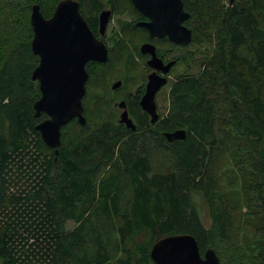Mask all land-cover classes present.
Wrapping results in <instances>:
<instances>
[{"label":"trees","instance_id":"1","mask_svg":"<svg viewBox=\"0 0 264 264\" xmlns=\"http://www.w3.org/2000/svg\"><path fill=\"white\" fill-rule=\"evenodd\" d=\"M58 1L0 0V264H153L157 235H189L200 256L211 249L221 264L235 221L216 178L224 132L245 157V207L258 224V257L244 264H264V0H182L190 44L210 51L195 73L172 81L166 112L153 123L138 105L142 90L119 97L133 130L118 123L114 104L102 103L114 92L104 84L119 79L124 86L127 66L141 58L133 39L143 31L135 22L119 25L126 43L106 63L85 65L84 124L68 121L52 149L34 130L45 116L35 118L32 109L39 91L30 80L37 57L28 20L31 5L49 18ZM75 1L93 32L102 11L143 18L130 0ZM18 7L25 32L13 37L3 16ZM100 83L103 94L91 91ZM177 130L183 139L166 141L163 134ZM158 153L169 157L170 169L154 168Z\"/></svg>","mask_w":264,"mask_h":264},{"label":"water","instance_id":"2","mask_svg":"<svg viewBox=\"0 0 264 264\" xmlns=\"http://www.w3.org/2000/svg\"><path fill=\"white\" fill-rule=\"evenodd\" d=\"M133 8L146 21L136 23L143 28L149 38L163 37L174 45L187 46L191 42V33L183 25L188 14L183 10L182 0H130ZM109 12L98 15V31L103 32ZM29 26L32 37L30 51L37 57V65L30 73V80L36 81L39 97L32 104L34 117L45 116L34 130L39 134L42 143L52 149L59 146L60 128L68 121L75 119L79 125L84 124L81 99L85 93L87 74L84 66L87 62L105 63L107 49L95 39L79 14L75 0H59L49 18H43L36 4L31 5ZM141 54L150 56L148 66L167 73L173 62L162 66L161 60L155 57L154 47L141 45ZM166 83V78L151 73L147 76L144 93L138 101L142 111L153 123L156 113L154 94ZM119 82L111 85V89ZM123 108V104H119ZM126 128L134 126L123 110L118 118ZM166 141L181 140V130L163 134ZM55 152V151H54ZM56 153V152H55ZM149 257L153 264H218V259L211 249H206L202 256L193 237L189 235L160 236L155 238Z\"/></svg>","mask_w":264,"mask_h":264},{"label":"rangeland","instance_id":"3","mask_svg":"<svg viewBox=\"0 0 264 264\" xmlns=\"http://www.w3.org/2000/svg\"><path fill=\"white\" fill-rule=\"evenodd\" d=\"M129 17L130 16L127 13H124L121 16L112 15L108 17L103 29V39L107 47L110 48V51L118 50V48H120V42L126 43L125 34L119 29V25L125 22L128 23L130 21ZM3 18L5 26L11 36L21 37L23 35L25 32V14L24 12H21L20 7L11 12L8 16H3ZM138 39L139 38H135L134 43ZM209 51L210 49L207 45L189 44L182 49H175L172 53H168L169 57H177V60L181 61H178V63L171 69L167 76L166 83L154 94V103L158 116H163L166 112L167 91L172 81L185 72L190 74L195 73L197 66ZM185 59L187 60V66L184 64ZM142 66V62L139 61L138 58L135 59L132 64L127 66L126 69L129 78L125 82L123 89L120 88L115 90L116 93H114L115 91L112 93L110 92V85H112L111 82L104 84L106 89H109L110 94L108 95L107 100H104L102 103L112 109V105L119 100L121 95H124L129 90L132 91L138 81L144 77V69ZM104 85L101 83L99 85H93L94 87L91 91L94 90L95 93H102L103 90L101 91L100 89H104ZM220 137L225 144V155L216 169V178L220 190L225 194L229 209L233 213L235 220L229 237L232 242V249L222 250L223 260L221 261V264H244L246 258L258 257L259 243L256 239L255 233L258 224L257 220L250 217V215H247L248 211L245 207L243 192L247 186V180L242 170L245 157L241 148L234 144L230 132H224ZM152 159L154 168L157 170L166 171L171 168V162L167 155L162 153L153 154ZM194 199L199 216L203 224L206 225L208 223L206 207L198 195H195ZM73 227L74 225L70 222L64 224V229L67 231L71 230Z\"/></svg>","mask_w":264,"mask_h":264},{"label":"flooded vegetation","instance_id":"4","mask_svg":"<svg viewBox=\"0 0 264 264\" xmlns=\"http://www.w3.org/2000/svg\"><path fill=\"white\" fill-rule=\"evenodd\" d=\"M130 18V21L128 23H133L135 22V27L140 29L141 31V34L139 33V36H137V38H139L135 43H134V40L135 38L133 39V44L137 46V50L139 51V48L141 45H144V44H147V45H151L154 47V53H155V57L158 58L159 60H161L162 62V66H165L168 62H173L172 65L169 67L167 73L163 74L161 71L159 70H155L151 67L148 66L147 62L149 61L150 59V56L148 54H141L140 52V56L141 58H138L139 61L142 62V67L144 69L143 73H144V77L141 78V80L138 81V83L134 86L133 90L132 91H129V94L130 95H134V92L135 91H139V90H142V94L144 93V86L146 84V81H147V76L150 75L151 73H154L158 76H162V77H165L167 79V76L168 74L170 73L171 69L178 63L179 60H177L178 58L176 57H169L168 56V53H172L175 49H182L184 47H181V46H178V45H174L173 47H169L164 41H167L165 37L161 38V39H156V38H149V35L148 33L141 27H137L136 26V23H139V22H145L146 19L143 17L141 19H135V18H132V17H129ZM86 23V22H85ZM87 24V23H86ZM88 27V25H87ZM89 28V27H88ZM89 30L91 31V29L89 28ZM92 35L95 37V39H97L98 41H101L106 49H107V59H108V53L110 51V48L107 47L104 39H103V32L102 33H99L98 31V28L96 29V31H91ZM168 42V41H167ZM162 46V48H161ZM164 46V47H163ZM188 46V45H187ZM161 52V54H160ZM107 61V60H106ZM88 63V62H87ZM89 63H93V62H89ZM106 63V62H105ZM86 65V64H85ZM85 68V66H84ZM87 80V79H86ZM115 82H119V86L114 88V89H111V91H115V90H118L124 86H122V82L121 80L119 79H115V80H112L111 81V84L115 83ZM86 83V82H85ZM111 86V85H110ZM126 94V93H125ZM124 94V96H126ZM142 94L139 96V99L140 97L142 96ZM129 96V95H128ZM138 99V101H139ZM123 104V108H120L119 107V104ZM115 105V108L117 110V118H119V115L120 113L125 110L126 112V115L127 117L131 120V118L129 117V113H128V107L126 105V102L124 101V99H119L117 102L114 103ZM118 121V119H117ZM132 122V120H131ZM119 123V122H118ZM122 124V123H120ZM123 125V124H122Z\"/></svg>","mask_w":264,"mask_h":264}]
</instances>
